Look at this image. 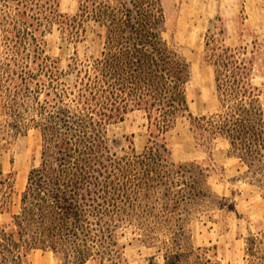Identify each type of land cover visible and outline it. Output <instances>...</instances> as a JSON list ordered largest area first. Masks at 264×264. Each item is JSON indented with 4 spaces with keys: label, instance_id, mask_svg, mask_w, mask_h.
I'll list each match as a JSON object with an SVG mask.
<instances>
[{
    "label": "trees",
    "instance_id": "1",
    "mask_svg": "<svg viewBox=\"0 0 264 264\" xmlns=\"http://www.w3.org/2000/svg\"><path fill=\"white\" fill-rule=\"evenodd\" d=\"M164 1L80 0L68 15L59 0H0L4 116L17 135L36 129L44 140V160L29 172L12 227L0 223V264H23L35 250L53 252L61 264H126L120 237L127 230L145 246L160 242L162 250L169 240L181 249L191 221L182 218L186 207L205 197L203 180L186 174L198 168L209 175V168L171 159L168 134L181 117L211 153L225 140L249 183L264 188V84H253L243 52L225 44L220 27L206 42L219 109L195 116L188 64L164 37ZM60 18L71 21L62 32L75 54L87 23H97L104 31L100 54L59 68L46 37ZM136 111L147 120L148 144L139 154L131 142L118 157L110 127ZM12 189L0 169V214Z\"/></svg>",
    "mask_w": 264,
    "mask_h": 264
},
{
    "label": "rangeland",
    "instance_id": "2",
    "mask_svg": "<svg viewBox=\"0 0 264 264\" xmlns=\"http://www.w3.org/2000/svg\"><path fill=\"white\" fill-rule=\"evenodd\" d=\"M66 1L68 7L74 4V0ZM76 1L79 7L80 0ZM164 5V37L188 64L187 98L195 116L219 109L215 70L206 61V55L212 52L206 49V42L220 27L224 29L225 44L243 52L240 58L252 68L253 84L259 87L264 84V0H165ZM68 24L70 19L60 18L59 24L48 26L46 37L48 53L58 59L62 70H68L74 57L85 60L98 56L104 43L103 29L90 21L75 54V44L70 42L67 32H62V28H69ZM2 42L0 34V54ZM6 120L0 96V169L13 187L10 204L0 214V223L10 229L13 217L20 211L29 172L40 167L44 160V140L36 129L17 135ZM148 140L147 120L139 111L128 114L124 122L109 130V146L118 157L130 151L131 142L137 153H143ZM168 142L175 164L195 163L200 168H209L206 177L199 175L198 168L186 174L203 180L205 197L186 207L182 218L191 221L189 232L182 237L185 239L181 249L169 240L162 250L158 249L160 242L145 246L134 239L130 230L125 231L120 244L125 247L126 264H264V188L249 183L251 175L246 176L247 168L229 156L225 140H218L212 153L198 146L185 117L179 118L169 132ZM158 238L165 239L163 235ZM173 238L170 236V240ZM23 261V264H61L53 252L42 250L33 251Z\"/></svg>",
    "mask_w": 264,
    "mask_h": 264
},
{
    "label": "crops",
    "instance_id": "3",
    "mask_svg": "<svg viewBox=\"0 0 264 264\" xmlns=\"http://www.w3.org/2000/svg\"><path fill=\"white\" fill-rule=\"evenodd\" d=\"M74 4L72 6H67V1L66 0H59V11L68 14V15H75L78 10V5H76L77 1H73Z\"/></svg>",
    "mask_w": 264,
    "mask_h": 264
}]
</instances>
